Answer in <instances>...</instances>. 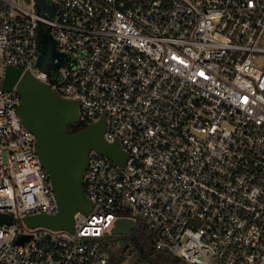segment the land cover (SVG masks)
<instances>
[{
    "label": "built area",
    "instance_id": "2783aa9c",
    "mask_svg": "<svg viewBox=\"0 0 264 264\" xmlns=\"http://www.w3.org/2000/svg\"><path fill=\"white\" fill-rule=\"evenodd\" d=\"M46 1L53 17L0 0V264H132L120 217L189 264H264V0ZM40 21L68 61L55 76L37 66ZM8 65L77 100V121L105 115L127 154L91 150L73 231L25 223L58 203Z\"/></svg>",
    "mask_w": 264,
    "mask_h": 264
},
{
    "label": "water",
    "instance_id": "95a60500",
    "mask_svg": "<svg viewBox=\"0 0 264 264\" xmlns=\"http://www.w3.org/2000/svg\"><path fill=\"white\" fill-rule=\"evenodd\" d=\"M40 11L53 17L56 6L46 0H37ZM39 56L37 66L56 75L59 64H68L65 56L56 49L47 23L40 21L37 29ZM4 88L15 87L20 94L17 111L24 127L37 138V152L49 171L58 210L53 214L40 213L25 217L28 226H45L53 229L74 230L76 212H89L93 203L84 190V175L88 168L91 150L123 164L127 154L117 141L105 138L106 116L84 128L70 132L68 125L78 119V101L62 97L50 84L37 79L30 72L16 66L6 67ZM0 222L12 223L8 214L0 213ZM133 219L120 217L111 228L114 235L128 234ZM136 237L132 235V239ZM25 237L18 239L24 242ZM128 247V243L124 249Z\"/></svg>",
    "mask_w": 264,
    "mask_h": 264
},
{
    "label": "trees",
    "instance_id": "16d2710c",
    "mask_svg": "<svg viewBox=\"0 0 264 264\" xmlns=\"http://www.w3.org/2000/svg\"><path fill=\"white\" fill-rule=\"evenodd\" d=\"M88 123H82L79 121L70 123L68 129L70 132L78 131ZM133 232L137 235V241L133 244H129L126 249L124 246L127 244L130 237H124L123 235H114L112 238L121 241L120 251L122 257H129L132 264H189L187 261L181 257L174 255L166 251H160L155 248L153 241L149 237H143V233L140 231V225L135 224Z\"/></svg>",
    "mask_w": 264,
    "mask_h": 264
},
{
    "label": "flooded vegetation",
    "instance_id": "af4514ba",
    "mask_svg": "<svg viewBox=\"0 0 264 264\" xmlns=\"http://www.w3.org/2000/svg\"><path fill=\"white\" fill-rule=\"evenodd\" d=\"M121 235H123L124 237H127V236H129L130 237V240H128V245L130 244H133L134 242H136L137 241V235L133 232V230H131L130 231V233H128V234H121ZM132 235H134L136 238L135 239H132Z\"/></svg>",
    "mask_w": 264,
    "mask_h": 264
},
{
    "label": "rangeland",
    "instance_id": "374dc122",
    "mask_svg": "<svg viewBox=\"0 0 264 264\" xmlns=\"http://www.w3.org/2000/svg\"><path fill=\"white\" fill-rule=\"evenodd\" d=\"M260 43H261L262 45H264V34H263V36H262V38H261V40H260ZM263 58H264V57L261 56V57L258 59V62L260 63L261 60H262ZM112 237H113V236H112Z\"/></svg>",
    "mask_w": 264,
    "mask_h": 264
}]
</instances>
